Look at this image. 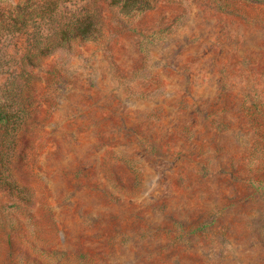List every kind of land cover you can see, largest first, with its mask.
<instances>
[{
	"label": "rangeland",
	"instance_id": "rangeland-1",
	"mask_svg": "<svg viewBox=\"0 0 264 264\" xmlns=\"http://www.w3.org/2000/svg\"><path fill=\"white\" fill-rule=\"evenodd\" d=\"M103 16L29 68L40 140L30 204L0 189V264H264V0ZM31 31L0 32V87Z\"/></svg>",
	"mask_w": 264,
	"mask_h": 264
},
{
	"label": "trees",
	"instance_id": "trees-1",
	"mask_svg": "<svg viewBox=\"0 0 264 264\" xmlns=\"http://www.w3.org/2000/svg\"><path fill=\"white\" fill-rule=\"evenodd\" d=\"M160 0H92L80 8H69L68 0H0V32H28L29 46L21 57L20 71L10 88L0 87V189L17 200L15 209L30 204L29 185L23 179L28 152L40 140L36 109L26 106V89L37 87L40 77L30 70L55 49L73 43L101 42L106 35L104 10L133 17L152 10ZM30 97L31 96H27Z\"/></svg>",
	"mask_w": 264,
	"mask_h": 264
}]
</instances>
